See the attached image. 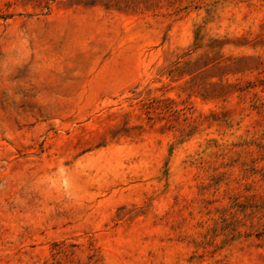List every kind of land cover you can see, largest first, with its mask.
<instances>
[{
	"label": "rangeland",
	"instance_id": "1",
	"mask_svg": "<svg viewBox=\"0 0 264 264\" xmlns=\"http://www.w3.org/2000/svg\"><path fill=\"white\" fill-rule=\"evenodd\" d=\"M0 264H264V0H0Z\"/></svg>",
	"mask_w": 264,
	"mask_h": 264
}]
</instances>
